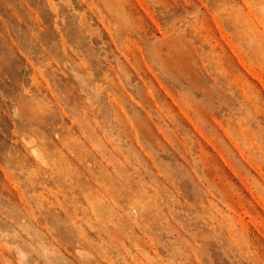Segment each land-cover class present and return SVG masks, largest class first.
<instances>
[{"label": "rangeland", "instance_id": "rangeland-1", "mask_svg": "<svg viewBox=\"0 0 264 264\" xmlns=\"http://www.w3.org/2000/svg\"><path fill=\"white\" fill-rule=\"evenodd\" d=\"M0 264H264V0H0Z\"/></svg>", "mask_w": 264, "mask_h": 264}]
</instances>
